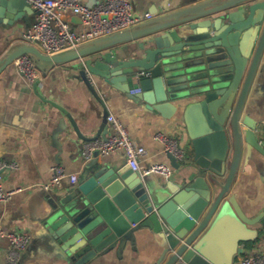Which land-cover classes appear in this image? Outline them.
<instances>
[{
  "label": "water",
  "instance_id": "obj_1",
  "mask_svg": "<svg viewBox=\"0 0 264 264\" xmlns=\"http://www.w3.org/2000/svg\"><path fill=\"white\" fill-rule=\"evenodd\" d=\"M32 9L27 0H0V16L11 22ZM138 38L136 46H120ZM263 51L264 0H202L59 55L21 44L0 59V72L24 54L56 64L78 60L92 91L95 77L126 94L136 81L135 102L183 117L193 156L178 161L167 152L168 179L104 162L57 196L45 227L76 264L143 234L155 240L154 264H223L225 230L241 234L264 223V208L250 217L232 193L244 150L264 157L257 121L245 111Z\"/></svg>",
  "mask_w": 264,
  "mask_h": 264
},
{
  "label": "crops",
  "instance_id": "obj_2",
  "mask_svg": "<svg viewBox=\"0 0 264 264\" xmlns=\"http://www.w3.org/2000/svg\"><path fill=\"white\" fill-rule=\"evenodd\" d=\"M80 1L94 6L103 0ZM199 1L202 0H132V4L136 15L150 14L148 20H151ZM38 15L32 9L12 22L6 14L0 16V59L23 44L25 33ZM67 19L72 21L74 29H82L80 17L70 14ZM259 37L260 33L255 47ZM143 40L133 39L120 46H136ZM35 62L40 72L36 89L37 80L30 83L14 63L0 72V160L16 164L2 172L4 189L14 193L7 201L0 202V222L6 231L31 236L19 264H76L45 227L46 216L57 196L75 184L66 177L60 185L45 189L53 176V168L61 166L79 179L92 165L126 164L124 151L104 157L95 151L92 159L84 157L88 139L111 135L107 114L118 117L128 127L132 139L147 149L141 162L143 166L170 163L164 144L156 138L158 133L177 138L185 158L193 156V145L182 116L165 118L135 102L131 92L122 93L96 77L92 82L96 91H92L80 73L78 60L60 64L39 59ZM138 87L139 83L134 81L132 88ZM245 111L257 121L259 138L264 144V51ZM232 193L250 217L264 208V157L261 154L254 152L248 156L244 150ZM222 235L224 242L219 243L228 254L223 264H239L246 254L264 256V223L247 225L241 234L230 228ZM247 241L255 243L248 248ZM239 248L243 249L240 254L237 253ZM10 250L9 239L0 237V264L7 263ZM157 257L154 238L143 234L134 244L129 242L122 250L101 254L88 264H154Z\"/></svg>",
  "mask_w": 264,
  "mask_h": 264
},
{
  "label": "built area",
  "instance_id": "obj_3",
  "mask_svg": "<svg viewBox=\"0 0 264 264\" xmlns=\"http://www.w3.org/2000/svg\"><path fill=\"white\" fill-rule=\"evenodd\" d=\"M27 1L40 13L37 21L25 33L22 42L35 46L50 56L68 52L85 43L132 28L151 17L150 14L145 17L136 15L132 0H103L94 6H89L80 0ZM70 14L80 17L83 25L81 30L73 28L72 21L67 19ZM107 15L111 18H104ZM35 59L31 54H24L14 61L16 67L30 83H34L40 77ZM130 92L139 93L141 88H132ZM107 119L112 127L111 135L89 140L84 150L86 160L92 159L95 151L103 157L116 151H124L127 163L133 170L141 171L143 174H158L166 179L171 176L173 167L170 163L155 162L143 166L141 162L147 154V149L132 139L128 127L118 117L109 114ZM156 138L164 144L165 150L170 152L176 160L182 161L185 158V151L179 145L177 138L162 133H158ZM15 166V163L0 160V202L7 201L14 193L4 189L2 172ZM66 177H69L73 183L78 182V175L68 174L63 167L55 166L53 176L44 188L50 189L60 185ZM0 237L7 238L11 242L6 264H19L21 254L29 245L31 236L27 233L6 231L0 222ZM239 264H264V256L246 254L240 259Z\"/></svg>",
  "mask_w": 264,
  "mask_h": 264
},
{
  "label": "rangeland",
  "instance_id": "obj_4",
  "mask_svg": "<svg viewBox=\"0 0 264 264\" xmlns=\"http://www.w3.org/2000/svg\"><path fill=\"white\" fill-rule=\"evenodd\" d=\"M104 18H111V16L110 15H107V16H104ZM151 177H154V175H151ZM150 178V177H149ZM220 240L222 241V242H224V238H223V235H221V237H220ZM222 250V249H221ZM219 253V252H218ZM224 257L226 258H228V254H226L225 253V255H224Z\"/></svg>",
  "mask_w": 264,
  "mask_h": 264
},
{
  "label": "trees",
  "instance_id": "obj_5",
  "mask_svg": "<svg viewBox=\"0 0 264 264\" xmlns=\"http://www.w3.org/2000/svg\"><path fill=\"white\" fill-rule=\"evenodd\" d=\"M255 243V241H247L245 243V246L248 247V248H251L253 246V244Z\"/></svg>",
  "mask_w": 264,
  "mask_h": 264
}]
</instances>
